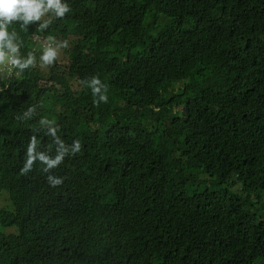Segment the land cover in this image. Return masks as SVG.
<instances>
[{"label": "trees", "instance_id": "16d2710c", "mask_svg": "<svg viewBox=\"0 0 264 264\" xmlns=\"http://www.w3.org/2000/svg\"><path fill=\"white\" fill-rule=\"evenodd\" d=\"M65 2L8 29L36 66L0 75V264H264V0ZM33 137L82 147L22 174Z\"/></svg>", "mask_w": 264, "mask_h": 264}, {"label": "clouds", "instance_id": "9594fccd", "mask_svg": "<svg viewBox=\"0 0 264 264\" xmlns=\"http://www.w3.org/2000/svg\"><path fill=\"white\" fill-rule=\"evenodd\" d=\"M71 11L70 5L65 0H0V70L8 68L10 72L11 70L19 69L16 75H20L25 69L36 66V57L33 52H29L26 59L20 56V44L13 43L16 34L14 31L11 34L9 33L10 25L21 23L26 26L32 22L41 21L43 17L51 14L49 19L40 25L41 29H43L49 26L52 22V17L63 19ZM48 41L54 42L55 38L50 36ZM67 47V40L63 41L58 47H52L51 43L46 41L40 56L42 63H40L39 67H41V64L45 66L54 64L59 56L58 48ZM85 84L90 88L93 96L98 97L94 101L95 104L99 105L101 102H108V86L101 81L99 76L91 77L88 82L87 80L85 81ZM50 94L53 95L54 93L51 92ZM44 100L48 101L49 98L45 97ZM41 122L43 123L44 121ZM53 135H55V130H53ZM36 144L37 141L33 137L27 148V160L21 169L22 174L30 172L36 161H39L44 166V172H50V170L59 167L63 163L66 155H75L80 152L82 147L79 140H74L69 153L68 149L64 147L63 141L57 140L59 147L55 157L51 158L48 156L49 151L36 153ZM47 181L52 187H56L63 184L64 178L48 175Z\"/></svg>", "mask_w": 264, "mask_h": 264}, {"label": "rangeland", "instance_id": "374dc122", "mask_svg": "<svg viewBox=\"0 0 264 264\" xmlns=\"http://www.w3.org/2000/svg\"><path fill=\"white\" fill-rule=\"evenodd\" d=\"M58 52H59V56H58L56 62H58V63L62 62L63 64H65L67 62V59L64 57V54H63L65 52L64 49L58 48ZM42 69H46V68L43 67ZM6 70L9 71L8 68H4V69L0 70V74L5 72Z\"/></svg>", "mask_w": 264, "mask_h": 264}]
</instances>
